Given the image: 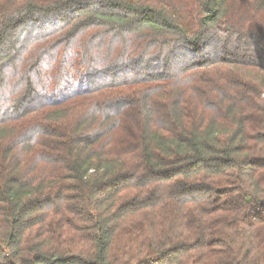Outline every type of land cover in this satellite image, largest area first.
Wrapping results in <instances>:
<instances>
[{
  "label": "trees",
  "instance_id": "obj_1",
  "mask_svg": "<svg viewBox=\"0 0 264 264\" xmlns=\"http://www.w3.org/2000/svg\"><path fill=\"white\" fill-rule=\"evenodd\" d=\"M0 264H264V0H0Z\"/></svg>",
  "mask_w": 264,
  "mask_h": 264
}]
</instances>
